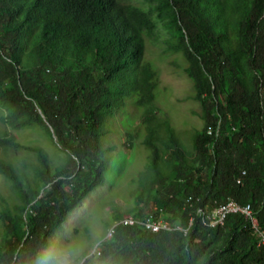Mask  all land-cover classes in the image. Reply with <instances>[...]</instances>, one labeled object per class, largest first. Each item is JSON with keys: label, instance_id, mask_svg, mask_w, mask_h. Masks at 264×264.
<instances>
[{"label": "trees", "instance_id": "trees-1", "mask_svg": "<svg viewBox=\"0 0 264 264\" xmlns=\"http://www.w3.org/2000/svg\"><path fill=\"white\" fill-rule=\"evenodd\" d=\"M145 1L147 10L137 0H0V264H26L110 181L115 151L138 141L146 160L120 185L134 203L114 209L112 195L102 217L105 255L115 264H264L250 218L210 220L234 198L252 203L264 228V0ZM163 25L199 104L203 123L188 130L162 111L159 68L147 56ZM24 128L65 155L22 141ZM129 215L172 227L153 231L124 222Z\"/></svg>", "mask_w": 264, "mask_h": 264}, {"label": "rangeland", "instance_id": "rangeland-1", "mask_svg": "<svg viewBox=\"0 0 264 264\" xmlns=\"http://www.w3.org/2000/svg\"><path fill=\"white\" fill-rule=\"evenodd\" d=\"M137 3L144 10H147L145 0H137ZM161 27L162 30L148 39L147 56L159 68L161 81L158 89V97L161 100V106L164 107L162 111L170 115L178 129L183 128L188 130L193 126H201L203 123L202 119L195 113L199 104L194 98L188 95L189 89L192 86V80L184 70L185 59L179 53L170 49L167 43L168 32L164 30V25ZM3 129L0 124V131ZM17 133L18 138L22 141L34 140L45 142L46 147L53 154L54 159H62L65 155L60 148L55 149L56 146L54 143L44 133L39 134L32 128H24ZM182 135L185 140L189 139V135L185 132H182ZM120 136H122L121 133ZM136 145L135 149L120 146L115 151V154L119 152L121 154L117 157L119 160H115L114 167L109 173V177H111L110 181L106 185L93 191L83 203V207L76 210L69 220L62 225L61 229L67 223L71 222L78 233L81 230L86 232L85 223L88 218L92 217L98 220L100 230L104 234L105 239L110 236L111 228H107V225L102 219V217L112 215V207L107 204L109 197L114 195L110 198L114 199L117 203L114 209L129 208L134 203L133 194L130 192L131 188L123 191V186L120 185L123 183V177L129 169L146 160L144 147L140 145L139 141ZM118 190L122 191L117 192ZM3 229V222L0 220V236L3 233Z\"/></svg>", "mask_w": 264, "mask_h": 264}, {"label": "clouds", "instance_id": "clouds-1", "mask_svg": "<svg viewBox=\"0 0 264 264\" xmlns=\"http://www.w3.org/2000/svg\"><path fill=\"white\" fill-rule=\"evenodd\" d=\"M86 232H77L69 222L58 233L45 240L28 258L26 264H115L105 255V236L99 222L88 218Z\"/></svg>", "mask_w": 264, "mask_h": 264}, {"label": "built area", "instance_id": "built-area-1", "mask_svg": "<svg viewBox=\"0 0 264 264\" xmlns=\"http://www.w3.org/2000/svg\"><path fill=\"white\" fill-rule=\"evenodd\" d=\"M210 132V130H209ZM231 212H241L246 217L250 218L254 229L256 230L260 242L264 243V228L260 223V219L255 212V209L252 203H240L238 200L231 198L224 204L216 206L213 208L210 214V220L213 225L221 224V221H225L227 215ZM141 221L140 219H132L130 224H135ZM146 228L153 231H159L163 228H171L172 225L168 220L163 217L156 218L152 215H149L141 221ZM187 231V230H186Z\"/></svg>", "mask_w": 264, "mask_h": 264}, {"label": "bare ground", "instance_id": "bare-ground-1", "mask_svg": "<svg viewBox=\"0 0 264 264\" xmlns=\"http://www.w3.org/2000/svg\"><path fill=\"white\" fill-rule=\"evenodd\" d=\"M248 203H250V202H248ZM132 219H138V218L133 216V215H129V216L125 217V219L123 221L126 222V223H129V222L132 221ZM223 223H224V221H221V224H223Z\"/></svg>", "mask_w": 264, "mask_h": 264}]
</instances>
